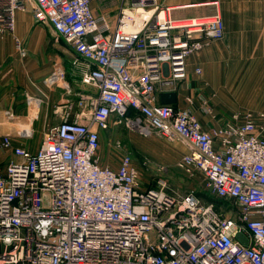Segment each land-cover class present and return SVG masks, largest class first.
Listing matches in <instances>:
<instances>
[{
  "label": "built area",
  "instance_id": "obj_1",
  "mask_svg": "<svg viewBox=\"0 0 264 264\" xmlns=\"http://www.w3.org/2000/svg\"><path fill=\"white\" fill-rule=\"evenodd\" d=\"M166 1L119 0L112 18L95 15L93 0H0V41L14 34L17 11L30 12L74 51L73 65L89 64L82 84L96 90L66 103L35 152L0 138L13 155L0 168V264H264V113L205 129L191 111L160 101L186 79L192 55L224 39L227 0ZM195 6L216 14L178 18ZM184 21L193 25H176ZM66 79L57 66L44 85L71 91ZM113 124L183 143L177 166L198 173L212 201L165 179L141 188L130 155L103 165L102 135Z\"/></svg>",
  "mask_w": 264,
  "mask_h": 264
},
{
  "label": "crops",
  "instance_id": "obj_2",
  "mask_svg": "<svg viewBox=\"0 0 264 264\" xmlns=\"http://www.w3.org/2000/svg\"><path fill=\"white\" fill-rule=\"evenodd\" d=\"M207 1L210 0L180 4ZM118 8V3L111 6L109 0L92 2L95 15L114 18ZM183 11H190L189 16L195 14V17L216 14L214 8L205 6ZM219 13L225 23L224 39L212 41L192 55L188 59L186 79L174 87L164 88L167 93H176V106L191 111L205 129L235 123V116L243 122L250 115L264 113V0H227L221 4ZM15 19L14 34H6L0 41V138L12 136L15 145L31 150L34 143L31 145L26 139L17 138L22 131L40 134L42 141L49 128L61 123L60 112L66 103L73 101L78 92L95 94L96 90L82 84V76L89 64L80 60L73 65L76 54L51 28L37 25L30 12L17 11ZM34 32L42 33L44 39L38 50L30 42ZM15 38L25 49V57L21 56ZM48 48L65 56L64 64H57L53 69L63 68L71 91H66L63 86L49 89L44 85L45 78L54 71L44 63ZM41 56L42 63L39 61ZM196 69L201 73L197 74ZM28 96L41 101L35 110L29 107ZM188 99L192 100L191 104ZM187 152L181 142L169 146V155L174 160L181 159ZM12 158V152L0 146V168ZM102 164L108 165L104 161Z\"/></svg>",
  "mask_w": 264,
  "mask_h": 264
},
{
  "label": "rangeland",
  "instance_id": "obj_3",
  "mask_svg": "<svg viewBox=\"0 0 264 264\" xmlns=\"http://www.w3.org/2000/svg\"><path fill=\"white\" fill-rule=\"evenodd\" d=\"M191 1L195 0H167L166 3L180 4ZM109 3L113 6L119 4V0H109ZM205 12L209 11L205 10ZM191 13L190 11H183L178 14V18H186L187 16L195 18V14L189 16ZM41 34L34 32L30 39L31 45L36 50L39 49V46H42L44 40ZM64 59V55L55 52L53 48H48L44 56V63L54 70L55 65L64 64ZM39 61L43 62V56ZM41 137L42 135L34 133L31 139H26L28 144H35V147L31 149L32 152L39 147ZM173 144L156 134L143 137L124 124H113L112 129L104 133L102 137L100 153L102 161L113 167L118 166L123 156L130 155L139 170L140 187L143 189L157 187L158 180L165 179L171 190L178 191L181 194L195 190L203 201H212L205 190L203 178L196 172L188 173L181 170L177 166L179 160L170 157L169 146ZM215 204L221 205L218 202H215Z\"/></svg>",
  "mask_w": 264,
  "mask_h": 264
},
{
  "label": "water",
  "instance_id": "obj_4",
  "mask_svg": "<svg viewBox=\"0 0 264 264\" xmlns=\"http://www.w3.org/2000/svg\"><path fill=\"white\" fill-rule=\"evenodd\" d=\"M160 101L162 104H176L177 103V94L174 92L163 93L160 96Z\"/></svg>",
  "mask_w": 264,
  "mask_h": 264
},
{
  "label": "bare ground",
  "instance_id": "obj_5",
  "mask_svg": "<svg viewBox=\"0 0 264 264\" xmlns=\"http://www.w3.org/2000/svg\"><path fill=\"white\" fill-rule=\"evenodd\" d=\"M176 25H177V26H178V25H181L182 27H190V26H192L193 24H192L191 21H184V22H178ZM35 108H37V107L34 106V107L32 108V110H35Z\"/></svg>",
  "mask_w": 264,
  "mask_h": 264
}]
</instances>
